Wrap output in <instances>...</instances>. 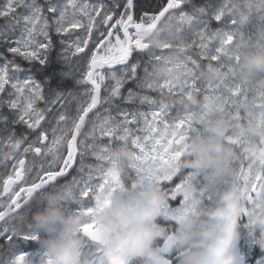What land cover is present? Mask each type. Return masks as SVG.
<instances>
[{
  "label": "snow or ice",
  "instance_id": "1",
  "mask_svg": "<svg viewBox=\"0 0 264 264\" xmlns=\"http://www.w3.org/2000/svg\"><path fill=\"white\" fill-rule=\"evenodd\" d=\"M257 24L264 17L243 22L231 0H0V264H56L30 223L54 203L49 190L80 218L63 234L80 235L88 264H142L143 253L108 242L103 213L117 194L154 186L165 194L156 245L164 264H184L193 221L232 185L244 201L236 264H264V248L254 255L264 82L235 70L246 48H264ZM174 45L182 58L167 54ZM161 62L171 65L162 78ZM192 95L203 101L195 111L179 103ZM218 116L230 125L222 139L236 148L234 171L209 185L180 162L196 155L193 136L217 137L208 123ZM119 147L133 150L126 172L111 167Z\"/></svg>",
  "mask_w": 264,
  "mask_h": 264
},
{
  "label": "clouds",
  "instance_id": "2",
  "mask_svg": "<svg viewBox=\"0 0 264 264\" xmlns=\"http://www.w3.org/2000/svg\"><path fill=\"white\" fill-rule=\"evenodd\" d=\"M231 8L245 23H255L259 17H264V0H231ZM257 33L264 35V24H257ZM151 39L158 44L165 42L158 31L151 34ZM167 54L172 59L182 58L180 49L175 45ZM156 67L157 75L161 78L171 70V65L164 62ZM235 70L247 80L264 82V48H246ZM202 102L195 95L179 101L181 107L193 111ZM208 127L218 134L217 137L208 139L193 136L191 143L196 155L180 163L199 170L209 185H215L225 173L234 171L231 157L236 154V148L226 145L222 139L230 131V125L223 116L210 120ZM245 127L253 133L262 131L256 124ZM115 153L120 159L111 167L126 172L133 150L119 147ZM141 191L117 194L111 206L104 210L103 221L108 225L105 237L110 244L125 245L129 254L143 253L142 264H164L166 252L156 245V241L166 228L160 222L158 209L165 194L161 186L148 188L147 195H142ZM60 197V191H47L46 201L54 203H45L43 209L35 211L30 223L38 226L43 233L42 243L50 248L56 264H88V257L81 253L80 235L63 234L66 225L77 223L80 218L75 211H66L61 206ZM243 205L237 188L232 185L222 190L215 205L201 208V215L193 221L187 233L185 243L190 247L185 249L184 264H236L237 246L241 238L239 215ZM254 219L261 233L257 246L264 248V212Z\"/></svg>",
  "mask_w": 264,
  "mask_h": 264
},
{
  "label": "rangeland",
  "instance_id": "3",
  "mask_svg": "<svg viewBox=\"0 0 264 264\" xmlns=\"http://www.w3.org/2000/svg\"><path fill=\"white\" fill-rule=\"evenodd\" d=\"M254 255L255 256H258L259 255V248H258V246H256L255 249H254Z\"/></svg>",
  "mask_w": 264,
  "mask_h": 264
},
{
  "label": "flooded vegetation",
  "instance_id": "4",
  "mask_svg": "<svg viewBox=\"0 0 264 264\" xmlns=\"http://www.w3.org/2000/svg\"><path fill=\"white\" fill-rule=\"evenodd\" d=\"M44 195H45V197H46V193H45Z\"/></svg>",
  "mask_w": 264,
  "mask_h": 264
}]
</instances>
